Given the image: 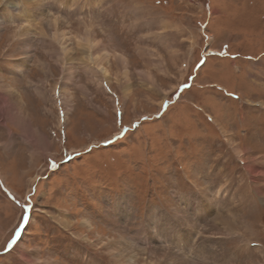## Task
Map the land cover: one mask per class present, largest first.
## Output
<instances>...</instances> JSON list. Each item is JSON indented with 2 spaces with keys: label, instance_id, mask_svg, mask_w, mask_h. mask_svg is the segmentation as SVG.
<instances>
[{
  "label": "rangeland",
  "instance_id": "obj_1",
  "mask_svg": "<svg viewBox=\"0 0 264 264\" xmlns=\"http://www.w3.org/2000/svg\"><path fill=\"white\" fill-rule=\"evenodd\" d=\"M181 263L264 264V0H0V264Z\"/></svg>",
  "mask_w": 264,
  "mask_h": 264
},
{
  "label": "snow or ice",
  "instance_id": "obj_2",
  "mask_svg": "<svg viewBox=\"0 0 264 264\" xmlns=\"http://www.w3.org/2000/svg\"><path fill=\"white\" fill-rule=\"evenodd\" d=\"M22 219H23V217H22ZM17 239H18V230H17V235H14V236L12 237V239L8 242L7 247H8V248H11L13 245H15Z\"/></svg>",
  "mask_w": 264,
  "mask_h": 264
},
{
  "label": "bare ground",
  "instance_id": "obj_3",
  "mask_svg": "<svg viewBox=\"0 0 264 264\" xmlns=\"http://www.w3.org/2000/svg\"><path fill=\"white\" fill-rule=\"evenodd\" d=\"M21 31V30H20ZM91 60H93V59H91ZM94 61V60H93ZM123 64V63H122ZM105 69V68H104ZM106 74V71L104 70V75ZM238 148V147H237ZM237 155H239L241 152H239V151H237ZM240 156V155H239ZM243 157V156H242ZM251 157V156H250ZM241 158V157H240ZM241 159H243V158H241ZM245 161V160H244ZM252 161V160H251ZM223 192V189H220V190H218V193L219 194H221ZM125 243V242H124ZM134 250V249H133ZM140 251V250H139ZM136 253H134V255H135ZM132 255H133V253H132ZM184 257V256H183ZM129 258H131V257H129ZM132 261V260H131ZM182 264V263H181Z\"/></svg>",
  "mask_w": 264,
  "mask_h": 264
}]
</instances>
